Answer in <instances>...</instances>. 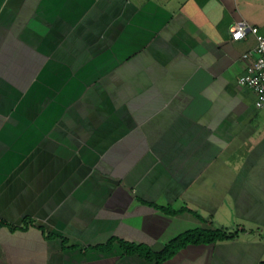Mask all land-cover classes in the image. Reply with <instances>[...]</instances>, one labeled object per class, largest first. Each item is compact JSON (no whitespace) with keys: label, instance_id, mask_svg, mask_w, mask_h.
Masks as SVG:
<instances>
[{"label":"crops","instance_id":"obj_1","mask_svg":"<svg viewBox=\"0 0 264 264\" xmlns=\"http://www.w3.org/2000/svg\"><path fill=\"white\" fill-rule=\"evenodd\" d=\"M242 20L264 36V0H0V264H154L88 246L159 250L194 228L238 233L163 264L264 259Z\"/></svg>","mask_w":264,"mask_h":264},{"label":"trees","instance_id":"obj_2","mask_svg":"<svg viewBox=\"0 0 264 264\" xmlns=\"http://www.w3.org/2000/svg\"><path fill=\"white\" fill-rule=\"evenodd\" d=\"M153 206L171 215L178 213V211L190 210L186 208H180L179 210H175L168 206L167 207H160L156 205ZM192 213H194V215L199 218L196 211H192ZM24 221H25L24 224L18 228L24 229L26 227L25 224L27 220ZM3 224L4 223L0 221V225ZM10 228L15 229L16 226H10ZM237 233L238 231H227L221 228H214V229L194 228L191 230H186L176 235L174 238L170 239L167 243H165L162 246V248L159 250H153L150 246L143 243L129 242L124 239L116 238V237H110L105 243L88 246V247L92 249L100 250L102 252H107L111 250L113 243H117V245L122 250V255H137L146 261H153L154 264H163L164 261L173 257L181 248L187 246L188 244H208V243H215L217 241L229 240V239H233L237 235ZM47 237L52 238L54 237V234L50 233L47 235ZM64 243L65 240L63 239L62 240L63 247H64ZM259 264H264V259L260 261Z\"/></svg>","mask_w":264,"mask_h":264},{"label":"built area","instance_id":"obj_3","mask_svg":"<svg viewBox=\"0 0 264 264\" xmlns=\"http://www.w3.org/2000/svg\"><path fill=\"white\" fill-rule=\"evenodd\" d=\"M231 40L244 39L248 34L255 36L256 44L253 49L244 53L242 57L254 55V60L247 65L244 74L238 77V84L251 89L255 95V105L258 108L264 107V36L258 32L255 24L244 20L237 22L230 28Z\"/></svg>","mask_w":264,"mask_h":264},{"label":"rangeland","instance_id":"obj_4","mask_svg":"<svg viewBox=\"0 0 264 264\" xmlns=\"http://www.w3.org/2000/svg\"><path fill=\"white\" fill-rule=\"evenodd\" d=\"M213 229V228H212Z\"/></svg>","mask_w":264,"mask_h":264}]
</instances>
